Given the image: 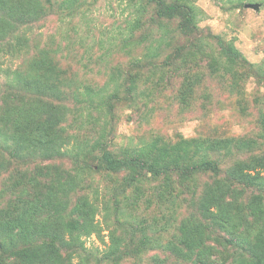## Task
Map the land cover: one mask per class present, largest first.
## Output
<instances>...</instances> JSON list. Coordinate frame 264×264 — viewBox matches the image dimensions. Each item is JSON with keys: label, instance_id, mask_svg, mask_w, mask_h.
<instances>
[{"label": "rangeland", "instance_id": "1", "mask_svg": "<svg viewBox=\"0 0 264 264\" xmlns=\"http://www.w3.org/2000/svg\"><path fill=\"white\" fill-rule=\"evenodd\" d=\"M160 2L0 0V105L16 90L17 105L37 115L26 138L35 156L18 160L9 149L0 158V202L49 170L64 180L79 174L70 204L97 212L96 231L75 236L58 264H190L177 256L179 227L200 217L209 188L223 181L194 165L213 160L225 172L264 158V0ZM22 10L37 19L10 37L9 14ZM31 82L45 95L31 94ZM157 151L167 177L135 182L139 172H107L102 162L106 152L148 160Z\"/></svg>", "mask_w": 264, "mask_h": 264}, {"label": "trees", "instance_id": "2", "mask_svg": "<svg viewBox=\"0 0 264 264\" xmlns=\"http://www.w3.org/2000/svg\"><path fill=\"white\" fill-rule=\"evenodd\" d=\"M146 1L161 5L160 0ZM160 11L159 15L165 17L175 8L171 6ZM9 16L17 26L10 29V37H13L16 32L20 33L21 27L33 24L38 13L22 10ZM181 31L189 34L191 26H182ZM7 46L15 50L19 47L18 43L10 42ZM219 46L229 56V50L223 44ZM30 87L31 94L35 91L45 95L35 83L31 82ZM12 93L7 90L1 98L0 158H3L4 151L11 149V157L27 160L29 156H35L26 145V138L36 134L37 115H28L23 102L17 105L23 100L19 92L13 90ZM59 121L56 115L51 114L45 122L50 130H54ZM137 154L133 152L131 158L117 160L112 153L106 152L102 157L104 169L115 174L139 172V176L132 180L135 182L144 173L155 178L168 176L170 165L161 152H153L148 160ZM232 167L230 171L222 172L213 160H202L194 165L196 173L216 176L223 173V181L218 180L217 186L209 188L212 192L200 205V217L187 219L179 227V242L185 251L179 248L177 256L183 262L264 264V158L255 159L249 165L237 163ZM90 169L94 170V167L89 166ZM4 170L0 159V172ZM253 170H256V175L249 173ZM195 172L181 174V178L190 179ZM39 176L27 182L20 180L10 190L9 204L0 202V264H58L63 251L75 245V236L96 231L95 207L85 202L70 204L71 197L82 185L79 174L64 180L61 175L51 176L48 170ZM148 241L144 236L140 242L149 244Z\"/></svg>", "mask_w": 264, "mask_h": 264}]
</instances>
